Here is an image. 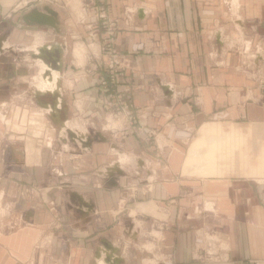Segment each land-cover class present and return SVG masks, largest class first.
<instances>
[{
  "label": "crops",
  "instance_id": "obj_1",
  "mask_svg": "<svg viewBox=\"0 0 264 264\" xmlns=\"http://www.w3.org/2000/svg\"><path fill=\"white\" fill-rule=\"evenodd\" d=\"M109 1L137 114L116 137L100 129L85 0H0V264H264V0ZM45 5L60 31L18 21ZM42 45L60 49L52 81ZM56 76L51 110L38 84ZM56 137L53 172L40 150Z\"/></svg>",
  "mask_w": 264,
  "mask_h": 264
},
{
  "label": "rangeland",
  "instance_id": "obj_2",
  "mask_svg": "<svg viewBox=\"0 0 264 264\" xmlns=\"http://www.w3.org/2000/svg\"><path fill=\"white\" fill-rule=\"evenodd\" d=\"M85 12L88 16L93 17L94 18V22H90L88 23L89 25V32L91 35H99L100 34V39H101V52H102V56H101V63L102 67H101V73L99 75L98 78V86H99V92H98V101L99 104L101 106V109L103 110V117H101L99 119L100 121V129L104 132H107L113 136L116 137L115 133L117 132H121V130H123L124 128L127 129L125 125L127 124H121V119L123 118V112L125 111V106L128 105L129 106V110L131 111V117H130V124H136V120H137V114H136V108H135V102H126L131 100L132 98H129L131 96L134 95V92L131 90L130 92H125L128 89L127 86L133 85V81L131 80V76L128 74L129 70L131 69V62L129 60V58L124 57L123 55H121L119 48L117 47V31H118V27L115 28L114 30V42H115V47H116V55H108L107 50H106V41H107V28L105 27V25H103L102 23L104 18H100L99 19V23L97 27L95 26V20L98 19L96 16V7L99 8V12L101 11V8H104L106 11L108 10V13L111 16H114L112 14V12L110 10L111 9V1H109L108 3L106 2H100L97 4H94L92 1L90 0H85ZM25 12V11H24ZM22 12L19 15L18 21L19 22H23L21 19V15L24 13ZM98 12V13H99ZM8 15H10L11 13H7ZM107 16L108 18H110L111 16ZM11 20L15 19V14H13L10 17ZM9 28V27H8ZM7 28V29H8ZM61 29H63V26L61 27ZM62 32V31H61ZM59 32L58 34L55 35V37L57 36V40H64L66 38H68L69 41V53H67V55H72V47H74V43L76 41V38H72L73 34H68V33H61ZM97 32V34H96ZM51 35L54 36V33L52 32V29L50 28V32ZM15 35L13 36V39H10L9 42H14L15 41ZM49 39L52 38V36L48 37ZM44 41V40H43ZM16 47H21V46H13V48L15 49ZM81 46H76L75 50L77 53L81 52ZM9 49H5V51H8ZM116 58L118 60V68L115 70V68H112L110 66V62L113 58ZM127 64V66H126ZM126 66V67H125ZM125 67V68H124ZM92 68V67H91ZM98 66L95 65V67L93 69H87L88 72L95 73V71H97ZM38 70V66L34 65L33 71L34 73H36V71ZM122 70V72L120 73V71ZM32 81V80H31ZM33 84H37L36 79H34V81L32 82ZM40 83V82H39ZM123 86V87H121ZM112 106H114V110H112ZM132 106H134V108H132ZM111 108V109H110ZM124 114L126 115V113L124 112ZM73 116V115H72ZM118 120V121H117ZM121 124V125H120ZM124 129V130H125ZM121 134H119L118 136H120ZM58 138H51L49 140V149L47 150V148H43L40 150L41 155L47 156L48 153L50 154V158L52 157V153L54 152L55 157L52 159L54 160L51 163L52 166V171L54 170L55 167H60V162H59V158L56 156L59 154V152H62V148L63 145L61 144L60 141L57 140ZM46 143L47 145V141L42 140H36L35 144L36 147L38 146L43 147L44 144ZM38 144V145H37ZM47 147V146H46ZM38 149V148H37ZM45 166V165H44ZM75 168V167H73ZM54 172V171H53ZM62 181V180H61ZM51 183L55 184V186L60 185V182L57 178V176H55L54 174L51 176ZM49 208L53 213V216H50L49 219L46 220V225L49 224V227H53V228H58L59 226V221H58V204L55 200H51L50 204H49ZM24 225V222H23ZM45 225V226H46ZM19 227V226H18ZM209 236H214L216 237V239H219L217 237V235H215L214 233H211ZM208 239V238H207ZM206 239V240H207ZM219 241V240H218ZM217 241V242H218ZM217 242L213 243V246H209L208 241H206V248L204 249V253L203 254H208V255H215L216 254V250L214 248V245L217 244ZM14 256V254H12ZM19 264L21 263L20 258H17ZM172 264H176V263H172ZM180 264V263H177Z\"/></svg>",
  "mask_w": 264,
  "mask_h": 264
},
{
  "label": "water",
  "instance_id": "obj_3",
  "mask_svg": "<svg viewBox=\"0 0 264 264\" xmlns=\"http://www.w3.org/2000/svg\"><path fill=\"white\" fill-rule=\"evenodd\" d=\"M21 19L27 25H44V26L53 27L57 31L61 30L59 12L53 7H50L48 5H45L44 8H41L39 6H34L30 8L21 15ZM1 48L2 47L0 43V49ZM55 49L57 52V55L55 57L50 56L52 55L51 48H49L48 46L41 47L39 49L40 53H38L37 55L41 57L45 61V63H47V65L50 66L51 68L60 70L61 69V65L59 63L60 57H58L60 55V49L59 47H56ZM47 71L49 72L48 69ZM59 94L60 93L58 90L52 91L48 89L42 95L41 93H38L37 97L44 100L43 106L45 108L54 110L56 103L55 99L58 97ZM63 111L64 114L62 117V123H63V119H66L65 109H63Z\"/></svg>",
  "mask_w": 264,
  "mask_h": 264
},
{
  "label": "built area",
  "instance_id": "obj_4",
  "mask_svg": "<svg viewBox=\"0 0 264 264\" xmlns=\"http://www.w3.org/2000/svg\"><path fill=\"white\" fill-rule=\"evenodd\" d=\"M92 1L94 4H97V3H100V2H106L108 3L109 0H90ZM99 8L96 7V16H98L95 20V24L98 26V21L100 18H104L103 22L102 23L103 25H105V27L107 28V41H106V50H107V53L108 55H116V47H115V42H114V30L115 28L117 27V19L114 17V16H111L109 13H108V10L106 11L104 8H101V11L99 12ZM111 16L110 18H108L107 16ZM110 66L112 68H115V70L118 68V60L114 57L111 62H110ZM127 66V64H126ZM125 66V67H126ZM124 67V68H125ZM122 72V70L120 71V73ZM129 106L126 105L125 106V113L126 115H129L131 117V111L128 109ZM208 244L209 246H213V243L217 242L218 239H216V237L214 236H208Z\"/></svg>",
  "mask_w": 264,
  "mask_h": 264
},
{
  "label": "bare ground",
  "instance_id": "obj_5",
  "mask_svg": "<svg viewBox=\"0 0 264 264\" xmlns=\"http://www.w3.org/2000/svg\"><path fill=\"white\" fill-rule=\"evenodd\" d=\"M43 46V45H42ZM62 52V51H61ZM56 54V53H55ZM54 56V55H53ZM44 61V60H43ZM47 69L49 70V72L47 71ZM53 68L47 66L45 69H43L44 73V78L48 79V81H52L54 79L53 77V72H52ZM57 77V76H56ZM59 78V76L56 78V80H54L53 82H50L52 84H46V83H39V87H41L42 89L45 88V90L47 89H51L54 90L56 87H58L57 85L59 84V82L57 81ZM40 91H45V90H41ZM62 96V95H61ZM67 124V123H66ZM68 127V125H66ZM70 129V128H69ZM104 262V261H103ZM105 263V262H104ZM101 262V264H104Z\"/></svg>",
  "mask_w": 264,
  "mask_h": 264
}]
</instances>
